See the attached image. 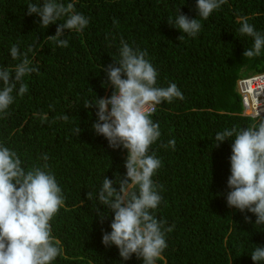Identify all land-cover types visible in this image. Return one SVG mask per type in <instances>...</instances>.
I'll return each mask as SVG.
<instances>
[{"label":"trees","instance_id":"1","mask_svg":"<svg viewBox=\"0 0 264 264\" xmlns=\"http://www.w3.org/2000/svg\"><path fill=\"white\" fill-rule=\"evenodd\" d=\"M58 2L73 3L89 20L82 31L65 30L61 38L67 47L47 39L66 17L45 28L35 14L27 15L28 4L44 0H0V67L14 71L22 62L23 57H11L16 45L38 69L23 79L27 93L14 91L8 114L0 115V146L15 151L26 171H50L62 190L65 202L50 221L61 248L52 264H143L135 254L124 261L115 245L102 244L114 213L96 196L104 177L125 176L128 152L110 148L94 132L98 109L86 108L112 94L110 84L102 86L108 82L103 68L120 59L121 40L147 52L158 73L157 87L175 83L184 96L157 105L150 117L160 125L161 136L149 154L161 161L152 179L162 196L151 213L165 229L172 228L156 264H255L250 255L256 246L264 247V225L255 224V214L227 205L233 140L215 147V136L264 120L243 114L236 90L239 77L264 71V49L257 57L243 56L253 39L239 32L241 18L247 17L264 33V0H225L207 19L198 17L197 0ZM179 10L199 20L195 37L184 34L179 40L182 33L169 25ZM172 139L174 149L167 146ZM96 208L107 214L103 223Z\"/></svg>","mask_w":264,"mask_h":264},{"label":"clouds","instance_id":"2","mask_svg":"<svg viewBox=\"0 0 264 264\" xmlns=\"http://www.w3.org/2000/svg\"><path fill=\"white\" fill-rule=\"evenodd\" d=\"M224 2L197 0L198 17L207 19ZM33 14L45 28L66 17L57 24L55 35L47 36L59 47L68 46V41L61 38L65 30L79 32L89 23L87 17L75 11L73 3L65 5L58 0H44L42 5L28 4L27 15ZM168 23L182 33L179 40H183L184 34L195 37L201 29L197 18L190 19L180 10L175 20ZM239 32L253 39L252 47L246 49L243 56L250 59L259 56L264 49V33L255 30L247 17L241 18ZM10 54L13 59H23L14 71L0 67V115L8 114L7 110L15 100L14 91L19 96L27 93L24 77L38 71L30 66L27 52L21 53L18 46L13 45ZM146 56V51L133 49L121 40L120 59L103 68L108 82L102 86L110 84L112 94L107 98L96 96V102L87 104L86 108L98 109V119L92 125L94 132L102 135L110 148L122 147L128 152L125 176L115 173V180L104 177L96 196L104 208L106 206L114 213L111 232L102 234V244L106 248L115 245L124 261L135 254L143 264H156L167 247L165 233L171 232L172 228L165 229V222L151 213L161 203L162 196L152 179L161 167V161L149 154L151 145L161 136L160 125L150 117L157 105L165 101L172 103L174 99L183 100L184 96L175 83L167 87L156 86L158 73ZM243 114L250 116L244 112V107ZM62 118L68 120L67 115ZM75 131L79 134V129ZM227 139L233 140L227 205L240 212L247 210L255 214V224L264 225V120L251 127L239 130L233 127L218 132L215 147ZM175 143L172 139L167 146L174 149ZM42 159L47 161L48 156L45 154ZM43 167L48 166L45 163ZM114 183L119 185L118 189ZM91 198V193H87V199ZM64 202L62 190L50 171L41 167L26 171L15 151L0 146V264H52L61 254V248L52 236L50 221ZM96 213L103 223L107 216L105 211L96 208ZM250 219L245 216L246 222ZM250 256L255 264L264 262V247L256 246Z\"/></svg>","mask_w":264,"mask_h":264},{"label":"built area","instance_id":"3","mask_svg":"<svg viewBox=\"0 0 264 264\" xmlns=\"http://www.w3.org/2000/svg\"><path fill=\"white\" fill-rule=\"evenodd\" d=\"M237 88L244 112L253 117L264 115V72L240 77Z\"/></svg>","mask_w":264,"mask_h":264}]
</instances>
